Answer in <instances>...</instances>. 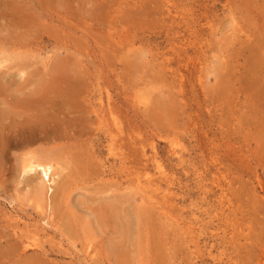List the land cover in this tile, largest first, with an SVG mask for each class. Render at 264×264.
Returning a JSON list of instances; mask_svg holds the SVG:
<instances>
[{
    "label": "rangeland",
    "instance_id": "1",
    "mask_svg": "<svg viewBox=\"0 0 264 264\" xmlns=\"http://www.w3.org/2000/svg\"><path fill=\"white\" fill-rule=\"evenodd\" d=\"M0 88V264H264V0H0Z\"/></svg>",
    "mask_w": 264,
    "mask_h": 264
},
{
    "label": "bare ground",
    "instance_id": "2",
    "mask_svg": "<svg viewBox=\"0 0 264 264\" xmlns=\"http://www.w3.org/2000/svg\"><path fill=\"white\" fill-rule=\"evenodd\" d=\"M3 85H4V84L2 83V86H3ZM19 85H21V84H19ZM41 85H42V84H41ZM11 86H12V85H11ZM21 86H22V85H21ZM24 86H25V85H24ZM49 86H51V85H49ZM3 87H4V86H3ZM17 87H19V86L17 85ZM22 87H23V86H22ZM22 87H20V88H22ZM1 88H2V87H1ZM1 88H0V89H1ZM5 88L7 89L8 87H4V90H6ZM42 88H43V87H42ZM45 88H46V87H45ZM17 89H18V88H17ZM17 89H16V91H17ZM43 89H44V88H43ZM52 89H53V88H52ZM18 90H19V89H18ZM1 92H2V91H1ZM55 92H56V90H55ZM56 93H57V92H56ZM53 94H54V93H53ZM46 95H47V94H46ZM43 96H44V98H45V95H43ZM46 97H47V96H46ZM47 98H49V97H47ZM42 99H43V98H42ZM42 99H41V100H42ZM61 100H62V99H61ZM19 101H20V100H19ZM24 101H25V100H24ZM29 101H30V100H29ZM59 101H60V100H59ZM62 101H63V100H62ZM9 102H10V101H9ZM31 102L33 103L32 100H31ZM55 102H56V101H55ZM57 102H58V101H57ZM19 103H20V102H19ZM30 104H31V103H30ZM46 104H47V103H46ZM7 105H9V104H7ZM25 106H26V105H25ZM25 106H24V107H25ZM15 107L18 108L17 106H15ZM14 109H15V108H14ZM17 110H19V108H18ZM23 110H24V109H23ZM19 111H20V110H19ZM19 111H18V112H19ZM21 111H22V108H21ZM24 111H25V110H24ZM24 111H23V112H24ZM14 112H15V111H14ZM45 112H46V111H45ZM48 112H49V111H48ZM55 112H56V111H55ZM3 113H4V112H3ZM38 114H39V113H38ZM40 114H41V113H40ZM47 114H48V113H47ZM19 115H20V117H21V114H19ZM19 115H18V117H19ZM52 115H53V113H52ZM54 115L56 116V113H54ZM54 115H53V117H54ZM58 115H59V113H58ZM16 116H17V115H16ZM22 116H23V114H22ZM45 116H46V115H45ZM64 116H65V115H64ZM77 116H78V115H77ZM11 117H12V116H11ZM13 117H15V116L13 115ZM13 117H12V118H13ZM20 117H19V118H20ZM26 117H28V116H26ZM33 117H34V116H33ZM35 117H36V116H35ZM61 117H63V116H60L59 118H61ZM68 117H69V116H68ZM24 118H25V117H23V118L21 117V119H24ZM42 118H43V117H42ZM56 118H58V117L56 116ZM56 118L54 117V120H55V121L58 120V119H56ZM16 119H17V118H16ZM25 119H26V118H25ZM31 119H32V117H31ZM47 119H50V117L47 118ZM65 119H66V117L64 118V124H65ZM69 119L71 120L72 117H71V118L69 117ZM77 119H79V117H78ZM62 120H63V118H62ZM79 120H80V119H79ZM81 120H82V118H81ZM41 121H42V122H45L44 120H41ZM55 121L53 122V124L56 123ZM59 121H60V119H59ZM67 121H68V120H67ZM67 121H66V123H67ZM21 122H22V121H21ZM21 122H20V123H21ZM31 122H32V121H31ZM31 122H29V123H31ZM38 122H40V121L37 120V122H32L31 124H33V123H36V124H37ZM42 122H41V124H42ZM48 122H50V121H48ZM57 122H58V121H57ZM69 122H70V121H69ZM76 122H77V121H76ZM81 122H82V121H81ZM29 123H27V124H29ZM59 123H61V122H59ZM59 123H58V125H59ZM62 123H63V122H62ZM72 123H73V122H72ZM15 124H16V123H15ZM44 124H45V123H44ZM74 124H75V123H74ZM76 124H77V123H76ZM19 125H20V124H19ZM37 125H38V124H37ZM42 125H43V124H42ZM42 125H41V126H42ZM46 125H47V124H46ZM58 125H57V126H58ZM67 125H68V124H66V126H67ZM27 126L30 127L29 125H27ZM33 126H34V124H33ZM39 126H40V125H39ZM60 126H61V124H60ZM60 126H59V127H60ZM22 127H23V126H22ZM28 127H27V128H28ZM45 127H46V126H45ZM59 127H58V128H59ZM68 127H69V126H68ZM24 128H25V126H24ZM24 128H23V129H24ZM27 128H26V129H27ZM37 128H38V127H36V129H37ZM47 128H48V127H47ZM70 128H71V127H70ZM19 129H20V128H19ZM19 129H18V132H20ZM36 129L33 128L32 130H36ZM42 129H43V127H42ZM42 129H41V130H42ZM21 130H22V129H21ZM32 130H31V133L33 134L34 132H32ZM63 130H64V129H63ZM15 131H16V130H15ZM26 131H27V130H26ZM38 131H40V130H38ZM56 131H57V130H56ZM47 132H48V131H47ZM23 133L26 134L25 129H24ZM23 133L21 132V133H19V134L22 135ZM27 133H29V132H27ZM50 133H51V132H50ZM56 133H57V132H56ZM61 133H62V131H61ZM14 134H15V133H14ZM25 134H23V135H25ZM21 135H20V136H17V138H21V137H22ZM48 135H49V134H48ZM55 135H56V134H55ZM43 136H44V139H45V137H46L47 135H46V136L43 135ZM25 137H26V135H25ZM23 138H24V137H23ZM29 138H30V137H29ZM49 138H50V137H49ZM56 138H57V137H56ZM25 139H26V138H25ZM47 139H48V137H47ZM37 140H38V139H37ZM48 140H49V139H48ZM22 141H23V140H22ZM26 141H27V140H26ZM57 141H58V140H57ZM45 153H47V152H44V154H45ZM53 153H54V152H53ZM44 154H43V156H44ZM48 154H49V153H48ZM45 155H46V154H45ZM50 155H51V153H50ZM46 157H47V156H46ZM50 157H51V156H50ZM50 157H49V158H50ZM52 157H53V156H52ZM53 158H54V157H53ZM35 160H36V159H35ZM38 160H39V159H38ZM33 161H34V160H33ZM34 163H36V162L34 161ZM34 163L32 162V164H31L30 166H26V167H29V168H28V171H31V172H32L33 170H35V169H37V168L40 167V169H41L40 171H42V172H43V175H44V176L42 175V176H43L42 178L44 179V181H45V182H46V181H47V182L51 181V178H50V177H51L52 175L50 176V170H51L50 165L45 166V164H43V165H44V166H43V165H41V164H39V163H37V164H34ZM50 163H52V162H50ZM29 164H30V163H29ZM52 168H53V167H52ZM34 172H35V171H34ZM44 181H42V182H44ZM43 184H44V183H43ZM45 185H46V183H45ZM47 185H48V184H47ZM47 185H46V186H47ZM60 187H62V185H61ZM62 188H63V187H62ZM35 189H36V188H35ZM49 189L52 190V189L50 188V184H49ZM66 190H67V189H66ZM43 191H45V189H44ZM43 191H42V192H43ZM48 191H49V190H48ZM48 191H47V192H48ZM61 191H62V190H61ZM64 191H65V190H64ZM62 192H63V191H62ZM38 196H39V195H38ZM42 196H43V195H42ZM42 196H41V197H42ZM46 198H47V196H46ZM49 198H50V197H49ZM49 198H48V199H49ZM51 198H52V197H51ZM63 198H64V195H63ZM44 199H45V198H44ZM56 199H57V198H56ZM56 199H55V200H56ZM41 200H42V199H41ZM56 204L58 205V203H56ZM115 207H116V206H115ZM116 209H117V208H116ZM28 246H29V245H28ZM31 247H32V246H31Z\"/></svg>",
    "mask_w": 264,
    "mask_h": 264
}]
</instances>
